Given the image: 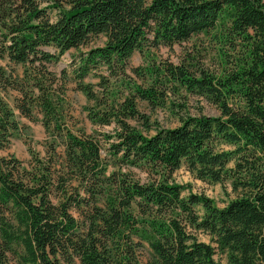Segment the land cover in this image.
<instances>
[{"label": "trees", "instance_id": "trees-1", "mask_svg": "<svg viewBox=\"0 0 264 264\" xmlns=\"http://www.w3.org/2000/svg\"><path fill=\"white\" fill-rule=\"evenodd\" d=\"M201 35L217 72L199 51L178 64L152 52ZM73 50L88 118L113 132L66 126V81L51 67ZM136 52L146 64L131 67ZM0 61V150L22 130L14 108L38 111L52 141L28 165L0 157V264H222L217 252L264 264V0H0ZM188 98L220 115H190ZM142 105L177 112L179 125L161 127ZM183 165L235 197L218 207L184 195L173 181Z\"/></svg>", "mask_w": 264, "mask_h": 264}, {"label": "rangeland", "instance_id": "rangeland-1", "mask_svg": "<svg viewBox=\"0 0 264 264\" xmlns=\"http://www.w3.org/2000/svg\"><path fill=\"white\" fill-rule=\"evenodd\" d=\"M106 41V38L99 36L86 47L82 48L80 51L85 52L90 48L103 45ZM199 51L200 60L202 61L205 68L209 69L212 72L218 71L219 58L217 51L214 49L210 40L201 35L194 37L190 42L184 43L182 45H174L172 48L166 46H160L157 49H152L157 55V62L167 61L173 64H178L182 60V56H185V52L193 53V55ZM78 52L73 50L66 55H64L61 60L54 64L51 69L55 72L59 82L65 83L66 91V101L67 109L69 111V121L66 126L76 134L85 133L86 135L98 134L97 131H102L103 133L113 132V127L99 128L94 126L88 118L87 106L90 102L86 96L76 90L74 82L70 78L71 65L73 64L74 56ZM145 63V58L139 53L136 52L130 62L131 67H140ZM0 65L5 66L4 62L0 61ZM67 71L68 74L63 72ZM18 72L22 73L21 67L18 68ZM130 73V72H129ZM85 82L96 85L99 82V77L91 74ZM140 82V81H139ZM62 85L55 87L57 91H61ZM8 102L13 106V100L8 98ZM186 102L185 112L189 113L192 116H198L200 114L209 115V116H219V110L207 103L204 100L197 98H188ZM179 101H177V104ZM142 108L146 110L152 119L157 120L161 127L163 128H173L179 125V120L177 118V112L172 113L170 110H159L156 113H151L145 105H142ZM148 110V112H147ZM17 121L20 123L22 130L17 133L14 138L11 140L10 145L4 149L0 150V157H11L15 156L25 165L31 161V151L38 154L40 157L46 156V149L52 141L47 134L45 128L41 122V115L38 111L35 112L34 120H29L28 118L22 116L20 112L14 108ZM136 173H140L139 169H134ZM145 173H140L138 178H145ZM173 181L181 186L185 187L184 195H188L189 192L205 195L209 199L213 200L218 207H224L231 199L235 197L232 193L231 186L229 182L224 184H214L211 182H204L195 177L191 173L186 165H183L179 170H177L173 175ZM200 214H203V209L198 207ZM199 238L201 241L210 243L211 239L208 235L199 233ZM215 258L220 261L222 264H227L226 256L216 253Z\"/></svg>", "mask_w": 264, "mask_h": 264}]
</instances>
